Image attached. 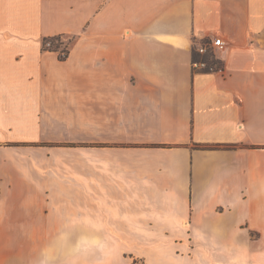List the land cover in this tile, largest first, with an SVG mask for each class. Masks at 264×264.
<instances>
[{
  "label": "crops",
  "instance_id": "obj_1",
  "mask_svg": "<svg viewBox=\"0 0 264 264\" xmlns=\"http://www.w3.org/2000/svg\"><path fill=\"white\" fill-rule=\"evenodd\" d=\"M109 228L146 264H264V0H0V264Z\"/></svg>",
  "mask_w": 264,
  "mask_h": 264
},
{
  "label": "rangeland",
  "instance_id": "obj_2",
  "mask_svg": "<svg viewBox=\"0 0 264 264\" xmlns=\"http://www.w3.org/2000/svg\"><path fill=\"white\" fill-rule=\"evenodd\" d=\"M61 41L64 44L61 49H63L66 45H68L71 50V47L73 46L76 40L74 37L71 36H62ZM48 44L49 43H47V48H50L51 46H48ZM210 61H213L212 57ZM202 64L203 66H206L205 63L202 62ZM214 67L217 68V65H214ZM25 150H26L25 152H27L25 154L26 161H40L42 159H45L47 155L54 157L56 152L55 150L61 152L59 149H56L53 146H46L39 144L27 145L25 146ZM28 191H31L34 194L40 193L44 195L45 193L46 194L49 193L51 195H55L60 190H28ZM79 229L81 230H79L78 234L84 235L85 234L84 228H79ZM125 233L127 234L128 231H126ZM108 234L110 235V239H109L110 241L102 244L101 243L87 244L85 242H73L69 244L25 242L24 245L12 244L13 247L15 246L16 249L18 247L20 248L23 247L24 249L23 250L21 249V251L24 252L15 251L13 253V257L8 259V261L10 262L9 264H42V261L46 262V264H97L102 261L101 258L99 259L100 255L98 251L101 252L104 249L109 254L108 255L109 264H123V262L125 261L123 260V257H126V261H125L126 264H146L143 259L140 258L131 259L129 257H133L134 251L136 250L135 247H138V245H140L141 248H145L151 244L149 243L134 244L123 241L119 242L118 234H123V232L121 231L120 233L118 228H109ZM61 245L69 246V248H67L65 251L66 253L64 254L59 253L60 251L57 253L55 252V246H61ZM170 245L172 244H168V243L152 244L153 246L152 248L155 247L157 250L162 251L165 250ZM92 249L94 252L91 251ZM91 252L93 253L92 255Z\"/></svg>",
  "mask_w": 264,
  "mask_h": 264
},
{
  "label": "trees",
  "instance_id": "obj_3",
  "mask_svg": "<svg viewBox=\"0 0 264 264\" xmlns=\"http://www.w3.org/2000/svg\"><path fill=\"white\" fill-rule=\"evenodd\" d=\"M61 39H62V36H55V37L45 38L43 40V48L45 50H50V51L57 52L59 54L60 60L61 61H65V60L68 59V57L70 55V48H69L68 45H66L63 49H61L63 47V45H64L62 43ZM47 43H51V47L50 48H47ZM211 57L213 58V61H210ZM196 61H200L201 62V60H199V58ZM202 62L206 64V67L208 69H219V68L222 67V63L219 60L216 59L214 54H210L208 52L203 57ZM214 65H217V68H215Z\"/></svg>",
  "mask_w": 264,
  "mask_h": 264
},
{
  "label": "built area",
  "instance_id": "obj_4",
  "mask_svg": "<svg viewBox=\"0 0 264 264\" xmlns=\"http://www.w3.org/2000/svg\"><path fill=\"white\" fill-rule=\"evenodd\" d=\"M225 42L221 38H216L214 41L211 42V44L204 45L199 49V53L205 54L208 51V48L212 46L213 48H219L223 49L225 47ZM48 46H51L49 43ZM203 66V64H202Z\"/></svg>",
  "mask_w": 264,
  "mask_h": 264
},
{
  "label": "clouds",
  "instance_id": "obj_5",
  "mask_svg": "<svg viewBox=\"0 0 264 264\" xmlns=\"http://www.w3.org/2000/svg\"><path fill=\"white\" fill-rule=\"evenodd\" d=\"M42 264H46V262H43V261H42Z\"/></svg>",
  "mask_w": 264,
  "mask_h": 264
}]
</instances>
